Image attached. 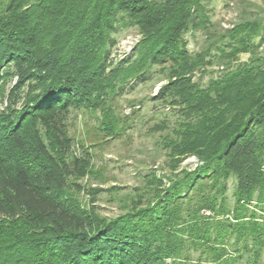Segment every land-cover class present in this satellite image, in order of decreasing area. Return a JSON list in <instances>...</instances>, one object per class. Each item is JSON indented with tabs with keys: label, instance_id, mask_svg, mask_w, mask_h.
<instances>
[{
	"label": "trees",
	"instance_id": "obj_1",
	"mask_svg": "<svg viewBox=\"0 0 264 264\" xmlns=\"http://www.w3.org/2000/svg\"><path fill=\"white\" fill-rule=\"evenodd\" d=\"M203 8L202 0H0V68L12 62L14 89L29 88L21 109L8 100L0 110V264H264V21L216 36L225 69L202 84L193 77L215 54L188 52L182 34L208 29ZM133 26L141 37L132 55L108 70L113 34ZM155 65L167 82L153 98L182 119L163 137L171 173L188 155L200 164L164 175L167 185L153 176L151 192L108 219L67 193L78 161H68L63 114L99 106L100 127L114 136L106 95L120 94L119 82L134 88Z\"/></svg>",
	"mask_w": 264,
	"mask_h": 264
},
{
	"label": "rangeland",
	"instance_id": "obj_2",
	"mask_svg": "<svg viewBox=\"0 0 264 264\" xmlns=\"http://www.w3.org/2000/svg\"><path fill=\"white\" fill-rule=\"evenodd\" d=\"M202 3L209 18L208 29L189 28L182 38L190 53L209 47L215 54L212 55L214 63L207 68V72L202 76L197 73L193 77L194 80L200 77L202 84H205L211 76L216 77L225 69L224 64L217 61L218 54L213 43L216 36L236 23L260 17L264 21V0H202ZM113 35L116 42L110 49L108 63L111 66L108 70L131 56L141 37L135 26L122 28ZM248 57V52H240L237 60L247 62ZM149 73V78L136 83L134 88H129L131 82H119L116 87H123L122 92L106 95V101L113 108V118L117 119L118 130L114 136L107 135L101 129L102 111L99 106H70L63 114V127L70 138L68 157H74L68 161L72 166L74 159L78 161V170L70 178L75 184L67 193L79 204L93 207L98 215L108 219L127 211L139 194L151 192L152 187L156 186L153 176L167 185L164 175L190 171L200 164L196 156L188 155L177 162L171 173L163 137L171 134L182 119L176 112L177 108L167 101L153 98L167 82L166 72L155 65ZM0 75H3L0 79V110L6 109L8 100L14 101V107L21 109L29 88L24 85L18 90L14 89L18 74L12 62L0 68ZM91 189L98 191L93 195ZM233 189L234 179L230 176L226 181L225 193L229 205L233 202ZM202 213L208 214L206 211ZM192 255L195 257L197 253ZM236 264L248 263L241 260Z\"/></svg>",
	"mask_w": 264,
	"mask_h": 264
}]
</instances>
